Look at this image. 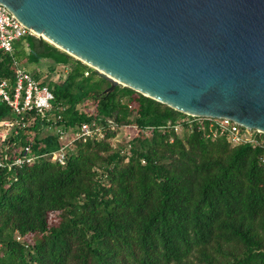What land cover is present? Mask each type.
I'll use <instances>...</instances> for the list:
<instances>
[{"label": "trees", "instance_id": "obj_1", "mask_svg": "<svg viewBox=\"0 0 264 264\" xmlns=\"http://www.w3.org/2000/svg\"><path fill=\"white\" fill-rule=\"evenodd\" d=\"M27 38L28 50L19 40L12 55L0 53V79L12 78L13 58L49 59L65 78L33 77L54 95L56 124L138 131L129 144L113 145L109 128L103 140L76 142L64 166L46 155L59 142L41 123L10 137L42 156L0 170V264H264L263 149L198 130L178 137L165 125L183 113L125 86L105 93L91 67ZM5 117L13 114L0 103Z\"/></svg>", "mask_w": 264, "mask_h": 264}, {"label": "water", "instance_id": "obj_2", "mask_svg": "<svg viewBox=\"0 0 264 264\" xmlns=\"http://www.w3.org/2000/svg\"><path fill=\"white\" fill-rule=\"evenodd\" d=\"M24 26L184 114L264 133V0H0Z\"/></svg>", "mask_w": 264, "mask_h": 264}, {"label": "built area", "instance_id": "obj_3", "mask_svg": "<svg viewBox=\"0 0 264 264\" xmlns=\"http://www.w3.org/2000/svg\"><path fill=\"white\" fill-rule=\"evenodd\" d=\"M28 36L36 38L37 34L24 26L5 6L0 5V53L12 55L16 42ZM25 48L28 50L27 44ZM13 65L12 78L0 79V103L5 104L13 114V118L0 119V170L12 171L24 165H30L35 159L42 156L31 151V143L15 148L14 141L8 142L10 137L15 138L21 131L35 128L36 122L41 123V129L46 128L48 132L56 135L59 146L46 155L50 157L51 161L61 166L66 164L67 154L75 147L76 142L103 140L106 128L115 132L110 138L113 145L129 144L127 141L133 135L125 134L120 137L122 130L132 128L135 133L138 131L135 124L117 125L113 121H108L107 126L99 124L95 120L74 125L56 124L55 117L60 118L57 115L59 108L52 104L54 95L51 89L47 85L40 84L14 58ZM88 73L86 71L84 75L87 76ZM165 126L178 137L198 130L205 138L224 137L232 146L246 144L258 146L264 150V133L262 131L243 126L226 118L184 114L175 121L168 122ZM151 131V127L143 130L145 134H149Z\"/></svg>", "mask_w": 264, "mask_h": 264}, {"label": "rangeland", "instance_id": "obj_4", "mask_svg": "<svg viewBox=\"0 0 264 264\" xmlns=\"http://www.w3.org/2000/svg\"><path fill=\"white\" fill-rule=\"evenodd\" d=\"M26 39L28 38L24 37L21 39L24 45L27 44ZM24 67L30 72L32 76H35V75L38 76L39 81L42 80V81H48V82H55V81L60 82L62 79L65 78V74H66L65 67H63L62 65H54L53 62L49 59H42L37 64L32 63V62H26L24 63ZM51 67H53L54 70H51ZM95 77H98V75H95ZM105 85L106 84H104L103 87H105ZM125 134L134 135L135 132L132 128L124 129L122 130V134H120V137L124 136Z\"/></svg>", "mask_w": 264, "mask_h": 264}, {"label": "bare ground", "instance_id": "obj_5", "mask_svg": "<svg viewBox=\"0 0 264 264\" xmlns=\"http://www.w3.org/2000/svg\"><path fill=\"white\" fill-rule=\"evenodd\" d=\"M37 36H40V37H42V38H43V36H41V35H39V34H37Z\"/></svg>", "mask_w": 264, "mask_h": 264}]
</instances>
